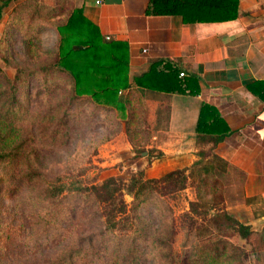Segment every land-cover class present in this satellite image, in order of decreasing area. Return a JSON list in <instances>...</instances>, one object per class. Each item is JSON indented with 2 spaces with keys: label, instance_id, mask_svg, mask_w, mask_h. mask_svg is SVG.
I'll use <instances>...</instances> for the list:
<instances>
[{
  "label": "rangeland",
  "instance_id": "374dc122",
  "mask_svg": "<svg viewBox=\"0 0 264 264\" xmlns=\"http://www.w3.org/2000/svg\"><path fill=\"white\" fill-rule=\"evenodd\" d=\"M76 7L74 0H15L2 10L0 69L9 79L21 73L24 85L19 98L30 112L38 110L42 115L48 104L62 100L54 93L43 95L38 71L57 56V28ZM131 98L136 100L140 94L134 92ZM142 102L150 139L143 135L140 146L150 151L149 157L146 151L143 155L120 148L113 158L115 165L102 166L97 157L100 147L120 133L122 120L116 112L97 110L81 100L68 119L70 143L59 149L33 148L29 156L43 175L41 184L14 196L9 183L2 182L5 175L0 169V264H207L206 248L217 240L233 246L226 248L223 264H264V231L245 240L231 232L221 237L210 222L219 209H225L226 195L236 197L242 181L240 172L212 157L205 158L203 165L211 164L214 170L204 174L197 168L183 191L156 197L138 209L125 196L126 231L106 232L97 207L87 197L65 194L46 203L35 199L42 187L59 176L100 184L109 177L128 182L137 172H143L145 179L174 170H186L189 175L191 166L169 169L174 165L159 158L151 142L152 112L146 109L145 98ZM156 161L160 164L154 165ZM164 169L169 170L164 173ZM190 202L197 203L193 214Z\"/></svg>",
  "mask_w": 264,
  "mask_h": 264
},
{
  "label": "trees",
  "instance_id": "16d2710c",
  "mask_svg": "<svg viewBox=\"0 0 264 264\" xmlns=\"http://www.w3.org/2000/svg\"><path fill=\"white\" fill-rule=\"evenodd\" d=\"M13 1L0 0V20L2 10ZM238 1L150 0L146 14L177 15L182 17L184 23L226 22L238 16ZM216 16H221V19ZM57 30L60 36L57 56L49 66L38 71L39 90L44 96L54 93L62 100L53 105L48 104L46 113L40 115L38 110L30 112L20 102L19 93L24 85L21 73L17 72L13 79H9L0 69V169L4 170L5 175L2 182L9 183L14 196L44 181L42 173L31 165L29 156L33 148L51 146L59 149L70 143L68 119L74 105L81 100L91 103L97 110L116 112L124 124L132 150L135 154L146 151L149 157L150 151L140 146L143 135L146 140L150 139L142 102L145 91L190 96L199 94L197 78L180 77V70L170 62H152L145 74L130 81L127 46L102 39L97 29L84 19L81 9H74L66 23ZM132 86L140 89L139 92L131 90ZM123 91L127 93L122 95ZM134 92H138L140 98L133 100L131 94ZM31 123L33 127H29ZM195 133L198 146L210 147L196 153L197 160L191 165L189 175H186V170H174L159 178L145 179L143 172H137L128 182L109 177L100 184H86L80 177L65 179L59 176L42 187L35 199L46 203L65 194L87 197L97 207L96 214L106 232L126 231L125 225L129 226V219L125 196H130L133 208L138 209L156 197H168L183 191L197 168L200 167L198 171L204 174L213 171L211 164L203 165L205 158L212 157L222 162L215 155L214 149L231 131L215 107L205 103L201 105ZM157 152L159 158L163 157L161 152ZM196 204L189 203L191 214L195 213ZM210 222L221 237L227 232L243 240L252 235L249 226L240 224L224 209H219ZM227 247L233 248L225 241L217 240L210 244L205 252L207 264H223L221 259L225 257Z\"/></svg>",
  "mask_w": 264,
  "mask_h": 264
},
{
  "label": "crops",
  "instance_id": "0c3cea01",
  "mask_svg": "<svg viewBox=\"0 0 264 264\" xmlns=\"http://www.w3.org/2000/svg\"><path fill=\"white\" fill-rule=\"evenodd\" d=\"M74 1L102 39L127 46L130 81L156 61L173 63L184 79L197 78V96L145 91L152 145L174 165L169 169L190 167L198 150L210 147L196 143L200 107H215L231 134L214 153L242 175L236 197L226 195L224 210L249 226L252 236L264 231V0H239L234 20L214 23L148 16L150 0ZM120 148L132 149L123 122L120 133L100 147L99 163L115 165Z\"/></svg>",
  "mask_w": 264,
  "mask_h": 264
},
{
  "label": "built area",
  "instance_id": "2783aa9c",
  "mask_svg": "<svg viewBox=\"0 0 264 264\" xmlns=\"http://www.w3.org/2000/svg\"><path fill=\"white\" fill-rule=\"evenodd\" d=\"M106 40H108V38H106ZM184 75H183V73H180V77H183Z\"/></svg>",
  "mask_w": 264,
  "mask_h": 264
},
{
  "label": "water",
  "instance_id": "95a60500",
  "mask_svg": "<svg viewBox=\"0 0 264 264\" xmlns=\"http://www.w3.org/2000/svg\"><path fill=\"white\" fill-rule=\"evenodd\" d=\"M143 155H145V153Z\"/></svg>",
  "mask_w": 264,
  "mask_h": 264
}]
</instances>
